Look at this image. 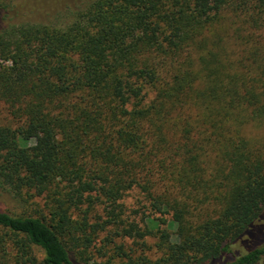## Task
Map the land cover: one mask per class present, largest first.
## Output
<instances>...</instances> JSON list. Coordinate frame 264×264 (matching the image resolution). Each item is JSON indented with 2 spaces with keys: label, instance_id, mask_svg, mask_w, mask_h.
Here are the masks:
<instances>
[{
  "label": "trees",
  "instance_id": "obj_1",
  "mask_svg": "<svg viewBox=\"0 0 264 264\" xmlns=\"http://www.w3.org/2000/svg\"><path fill=\"white\" fill-rule=\"evenodd\" d=\"M262 125L264 0L0 28V264H264Z\"/></svg>",
  "mask_w": 264,
  "mask_h": 264
},
{
  "label": "rangeland",
  "instance_id": "obj_2",
  "mask_svg": "<svg viewBox=\"0 0 264 264\" xmlns=\"http://www.w3.org/2000/svg\"><path fill=\"white\" fill-rule=\"evenodd\" d=\"M91 1L92 0H3L0 6V28L22 23L64 25L72 19L77 11L83 9ZM246 130L250 136L264 138V125H262V127H247ZM23 205L24 204L17 202L9 193L0 188V209L13 213H20L24 210ZM125 206L128 208V214H132L134 218L140 217L142 209L141 206L137 204V200H130L129 197ZM131 210H139V213L134 215ZM166 233L169 236L170 231L166 230ZM103 235L104 234H102V236ZM257 235H261V233L259 232ZM258 238L264 240V238ZM172 239L174 238L172 237ZM128 241L130 240L128 239ZM102 245L103 242L100 241L96 244L95 249H89L87 262L82 264H102L107 258L104 253L105 248L108 250V248L111 247H103L101 251H98ZM240 248L241 247L238 246L236 249L241 251ZM107 254L109 255L110 252Z\"/></svg>",
  "mask_w": 264,
  "mask_h": 264
}]
</instances>
